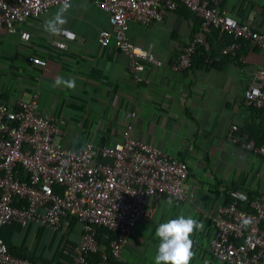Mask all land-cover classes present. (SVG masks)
<instances>
[{
	"label": "crops",
	"instance_id": "obj_1",
	"mask_svg": "<svg viewBox=\"0 0 264 264\" xmlns=\"http://www.w3.org/2000/svg\"><path fill=\"white\" fill-rule=\"evenodd\" d=\"M70 2L63 26L75 31L76 38L67 48L57 47L52 42L56 35L44 29L61 5L21 24L30 31V40L0 26V102L29 100L38 90L40 109L56 113L61 127L57 142L74 148L88 140L100 145L120 140L129 113L135 111L134 137L187 161V184L197 199L169 204L168 199L150 196L153 218L137 223L119 264H154L156 228L181 214L203 225L191 237L196 254L191 264H228L210 252L214 225L207 212L228 202L232 188L264 192V159L226 136L231 122L253 127L258 134L264 131L261 112L244 97L255 71L264 68V48L249 47L243 62L220 56L208 64L196 58L190 68L175 70L171 63L199 26V18L180 6L156 23L129 22L130 40L162 60L161 65L146 63L139 70L144 80L138 82L128 54L113 41L108 46L98 41L101 30L112 28L109 14L93 0ZM222 7L241 20L253 19L264 31V0H223ZM32 54L47 57V64L33 63ZM57 77L74 79L75 88L53 87ZM67 219L70 225L64 231L14 223L4 226L0 237L35 254L41 264H71L65 248L78 243L82 223L72 216Z\"/></svg>",
	"mask_w": 264,
	"mask_h": 264
},
{
	"label": "built area",
	"instance_id": "obj_2",
	"mask_svg": "<svg viewBox=\"0 0 264 264\" xmlns=\"http://www.w3.org/2000/svg\"><path fill=\"white\" fill-rule=\"evenodd\" d=\"M108 14L111 29L100 31L102 46L114 43L129 56V67L136 81L144 80L139 70L145 64L161 65L153 50L132 42L129 22L143 24L162 21L165 15L184 6L199 18V26L171 66L185 70L192 66L198 51L205 61H215L210 33L217 29L232 39L221 41L218 53L243 62L249 47L264 48V31L253 19L241 20L222 7L223 0H93ZM62 0H0V26L30 40L31 33L21 26ZM63 27L52 42L67 48L76 32ZM30 61L45 66L47 57L32 54ZM39 91L29 100L19 98L10 104L0 102V230L14 223L64 231L69 216L82 223L80 240L71 253V264H119V259L140 221L153 218L150 196L180 202H196L197 193L187 179L190 168L154 144L139 140L132 133V117L122 138L112 144L88 140L81 148L62 145L56 113L40 109ZM246 102L264 118V68L255 71L246 86ZM229 140L264 159V141L259 142L239 124L226 130ZM230 200L207 212L214 225L210 252L228 264H264V192L250 196L242 188L229 191ZM249 220L247 226L243 220ZM100 228L103 240L98 235ZM0 264H41L9 250L0 237Z\"/></svg>",
	"mask_w": 264,
	"mask_h": 264
},
{
	"label": "clouds",
	"instance_id": "obj_3",
	"mask_svg": "<svg viewBox=\"0 0 264 264\" xmlns=\"http://www.w3.org/2000/svg\"><path fill=\"white\" fill-rule=\"evenodd\" d=\"M70 8V0H62L57 12L44 22L45 31L51 35H59L63 31L62 26L67 23L65 14ZM60 85L74 89L75 80L57 77L53 87ZM168 203L171 204V200ZM249 223L250 221L247 219L242 221L243 226H247ZM202 227L203 225L199 221L183 214L160 223L155 230V237L158 238L159 244L154 264H191L196 255L193 251L194 241L191 237Z\"/></svg>",
	"mask_w": 264,
	"mask_h": 264
},
{
	"label": "trees",
	"instance_id": "obj_4",
	"mask_svg": "<svg viewBox=\"0 0 264 264\" xmlns=\"http://www.w3.org/2000/svg\"><path fill=\"white\" fill-rule=\"evenodd\" d=\"M209 39H210V41H211V44H212V47H213V50H214V52H216L217 54H215L216 55V57H215V59H217V57H223L220 53H218L219 51H218V48H219V43L221 42V41H229L230 39H232V36L230 35V34H225V35H221L220 33H219V31L217 30V29H213L212 30V32L210 33V37H209ZM226 57V56H225ZM196 58H198V59H200L202 62H205L206 63V61H205V54L202 52V51H198V53L195 55V59ZM194 59V60H195ZM251 106V105H250ZM253 107V106H252ZM254 108V107H253ZM256 110H258L257 108H255ZM259 111V110H258ZM264 124V123H263ZM241 129L242 130H245V131H248V133L252 136V137H254V138H256L259 142H262V141H264V131H263V133L261 132L260 134H258V132H256L254 129H253V127H249V126H241ZM250 193V192H249ZM255 194H252V193H250V196H254ZM229 196V199L228 200H230V195H228ZM100 233H99V235H98V238L100 239V241L102 242V241H104L103 240V235H102V232H104V231H106L107 229H105V228H100ZM6 242V241H5ZM7 243V245H8V248H9V250L10 251H12V252H14V253H16V254H18V255H20V256H23V257H29V258H31V259H34V260H36V261H41V260H39V258L35 255V254H33V253H30L29 251H27L25 248H17V247H13V246H11L8 242H6ZM74 247H75V245L74 246H69V245H67L66 246V248H65V251H67V253H65L66 255H67V257L70 259L71 258V253L73 252V250H74Z\"/></svg>",
	"mask_w": 264,
	"mask_h": 264
}]
</instances>
